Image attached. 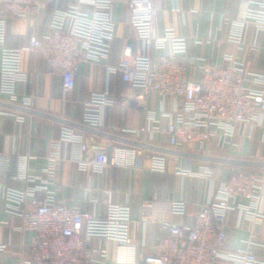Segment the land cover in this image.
Here are the masks:
<instances>
[{
  "label": "built area",
  "instance_id": "1",
  "mask_svg": "<svg viewBox=\"0 0 264 264\" xmlns=\"http://www.w3.org/2000/svg\"><path fill=\"white\" fill-rule=\"evenodd\" d=\"M116 0H72V4L55 12L49 32L32 36L26 48L7 46L10 19L38 14L43 0H0V49L2 67L0 90L16 99V87L26 82L22 69L25 52L41 54L49 74L59 76L64 94L76 87V77L84 63H105L110 59L117 23L113 17ZM240 11L235 20L223 18L230 26L229 41L238 50L244 45L248 24L264 32V0H239ZM131 25L141 43V53L125 48L122 62L110 72H120L123 81L143 92L147 124L125 133L144 139V147L88 143L77 131V124H63L60 137L48 143L39 174L29 171L27 155H0V180H15L22 189L8 187L5 198L10 211L22 220L20 230L32 235L28 244L30 257L19 264H264L255 251L261 246L253 238L244 249L224 251L228 238L227 223L231 212H240L242 221L264 222V175L253 171H237L227 179L220 177V166L192 169L188 157L177 150L196 148L206 151L219 137L229 144L237 134V126L253 130L264 117V75L250 70L248 63L235 53L226 55L225 67H202L200 77L189 78L188 38L175 28L156 30L158 9L154 0H129ZM82 6L92 8L85 12ZM257 44L252 49H257ZM153 93L172 100L174 108L162 110L170 122L154 126L157 121L147 102ZM117 104L108 92H96L86 106L82 127L99 130L102 113ZM27 105V104H26ZM26 108H29V102ZM149 134L168 137L176 153L171 172L178 176L198 177L212 182L211 198L203 203L190 227L171 222L168 216L149 215L150 202L141 204L138 220L133 219L131 196L122 204L109 203L104 213L79 210L58 203L51 182L61 161L76 163L80 170L102 173L111 166L143 172H170V158L163 152H152ZM188 202L172 201L169 215L186 214ZM166 224L167 235L146 255L144 245L131 238L133 223ZM5 246L0 245V250Z\"/></svg>",
  "mask_w": 264,
  "mask_h": 264
},
{
  "label": "crops",
  "instance_id": "2",
  "mask_svg": "<svg viewBox=\"0 0 264 264\" xmlns=\"http://www.w3.org/2000/svg\"><path fill=\"white\" fill-rule=\"evenodd\" d=\"M44 8L38 13L22 19H10L8 23L7 46L26 48L32 36L43 38L48 32L56 11L67 9L72 0H43ZM158 9L156 30L175 28L178 35L188 38V76L197 80L202 67L209 69L225 67V57L235 53L248 63L251 71L264 75V32H257L253 23L248 24L241 50L229 41L230 26L223 18L235 20L240 11L239 0H154ZM85 12L92 8L82 6ZM113 17L117 23L116 38L110 59L105 63H84L80 66L76 87L64 94L61 77L49 74L47 63L41 54L25 52L22 69L28 75L26 82L16 87V99L0 90V155H27L29 171L39 174L45 167L44 157L48 143L57 140L63 124H77V131L88 143H110L112 145L139 146L144 139L124 130L139 129L147 124V112L142 101L143 92L125 83L120 72H110L123 60L125 48L131 47L134 54L141 53V43L131 25L129 0H116ZM257 44V49L252 46ZM2 67L0 49V72ZM96 92H108L117 104L106 108L103 126L99 130L82 127L86 106ZM29 102V108H26ZM27 104V105H26ZM149 110L155 113L154 126H166L170 120L162 116L164 107L174 108L172 100H163L153 93L147 102ZM147 143L152 152H163L170 158L168 173L143 172L111 166L102 173L92 169L82 171L76 163L61 161L56 166V176L51 188L57 190L58 203L79 210L104 213L109 203L122 204L126 195L131 196L133 219L138 220L141 204L150 202L151 215H166L174 223L190 227L194 224L200 206L212 195V182L198 177H183L171 172L175 150L171 149L168 137L163 134H149ZM189 158L192 169L201 172L204 166H220V177L227 179L237 171H253L264 175V117L250 131L244 125L237 126L235 138L229 144L214 139L206 151L196 148L177 150ZM22 189L24 184L15 180H0V264H19L30 257L29 243L32 235L20 230L22 220L10 211L5 198L6 188ZM188 202L183 216L169 215L172 201ZM264 210V203H263ZM228 238L226 252L244 249L250 239L261 246L255 251L264 260V222L253 224L242 221L240 212H231L227 223ZM167 235L166 224L151 222L133 223L131 238L144 245L148 255L151 248ZM112 264V263H111Z\"/></svg>",
  "mask_w": 264,
  "mask_h": 264
}]
</instances>
